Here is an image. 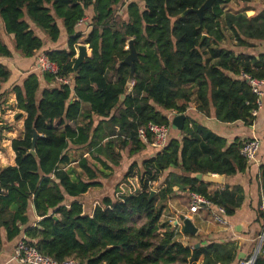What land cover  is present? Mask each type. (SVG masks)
I'll return each mask as SVG.
<instances>
[{
    "label": "trees",
    "instance_id": "16d2710c",
    "mask_svg": "<svg viewBox=\"0 0 264 264\" xmlns=\"http://www.w3.org/2000/svg\"><path fill=\"white\" fill-rule=\"evenodd\" d=\"M230 1L214 0L200 24L194 13L182 14L206 0H0V59L17 54L31 59L42 52L57 68L56 75L31 73L6 91L11 73L0 64V109L11 108L7 95L12 92L19 112L15 120L26 115L11 142L15 166L0 168V249L24 236L27 245L58 263L236 261L234 243L200 239L198 248L185 246L161 223L175 192L202 195L222 206L227 217L243 202L241 188L209 194L214 185L196 176L243 173L245 142L229 143L187 115L193 106L223 124L249 127L255 121L256 97L241 75L264 79V54H237L223 45L231 41L251 48L249 42H264V9L251 17L233 15L224 11ZM63 35L64 49L42 50L46 41L55 44ZM129 41L138 55L130 84V67L122 64ZM79 44L91 56L74 74ZM172 112L185 115L182 130L170 129L164 149L134 160L122 175V183L136 181L134 193L104 196L86 214L77 199L101 188L100 180L110 177L105 172L120 167L125 157L142 155L148 145L138 130L149 124L170 127ZM79 119L81 126L69 125ZM2 130L0 125V136ZM72 147L88 150L101 169L87 158L71 168ZM255 264H264L263 246Z\"/></svg>",
    "mask_w": 264,
    "mask_h": 264
},
{
    "label": "crops",
    "instance_id": "0c3cea01",
    "mask_svg": "<svg viewBox=\"0 0 264 264\" xmlns=\"http://www.w3.org/2000/svg\"><path fill=\"white\" fill-rule=\"evenodd\" d=\"M262 9H264V0H231L230 3L225 7L224 11L233 15L244 13L247 17H251ZM40 36L44 38L43 34ZM45 43V47L42 50H47L49 48L61 50L66 47L64 35L61 36L59 41L55 44H50L48 41ZM249 43L252 45L251 48L234 47L231 41H227V45L224 44L223 46L232 49L237 54L241 53L255 57L264 54V42ZM86 49L88 54L87 57H90L91 51L87 46ZM40 53L42 52H39V54ZM0 64L5 66L11 73L9 80L4 84V90L6 91H8L14 84H21V81L29 74L36 73L35 57L31 59H25L17 54L13 59L10 60L0 59ZM44 88L45 84H42V89ZM262 92L263 95L261 97V107L257 112L255 121L249 127L245 126L241 122H235L231 124L219 123L213 118L212 112L209 117H206L203 114L198 113L193 106L187 111V115L191 119H194L202 126L211 130L213 133L222 136L229 143H232L236 139L241 142H246L253 136L258 138L260 141V148L256 162L248 163L247 168L243 173L236 174L230 178H225V184L228 185V188H241L243 196V202L240 208L236 210L232 217H228V225L226 227L215 225L205 213H200L199 215L195 216L190 215L188 213L190 194H187V213L186 215L177 214V218L180 216H185L186 218L190 219L197 229V233L194 236L181 233L182 225L180 221L177 229H172L174 232H179L180 242L185 246L196 245L199 243L200 239L205 242L204 244L228 242L234 243L237 247V259L233 264H237L238 261L245 260L246 258L255 255L259 247V252L261 247H264V175L262 176L264 173V85L262 87ZM15 105V94L9 92L7 95V106H10L11 108L0 109V125L3 127L0 139L3 133L9 135V138L0 140V144L2 143L0 146L4 147V150L0 149V168L15 166V154L11 149V142L17 139L19 136V132L23 129V124L26 117L24 113H21L22 118L15 120V116L19 114V112L14 108ZM83 123L84 121L79 119L75 123H70L69 125L72 128H76L81 126ZM15 124L17 125L15 126ZM73 153L77 155V159H72L71 154ZM78 153H80V155ZM155 154V151L148 146L147 150L142 155L132 158L130 163H132L134 160L140 162L145 158L152 157ZM68 156L71 159V168L76 169L78 162L82 158H87L92 164H96L98 169H101L99 164L90 159L88 150L72 147ZM127 167L128 166H123V174L125 173ZM77 170L79 171V169ZM112 171H106L105 174L107 176L113 174V177H117L116 171ZM100 183L102 185L101 188L91 189L81 198L77 199L84 205L86 214H90L93 204L96 201L104 198V196H120L116 188H110V178L101 179ZM137 188L138 186L135 181L134 190ZM220 188L221 186L214 185L208 189V192L209 194H212L214 191ZM173 196H175V201H179L181 195H179L178 192H175ZM67 201L69 203L73 200L69 199ZM29 217L32 224L36 225L38 219H34V213L32 210L29 211ZM171 222L174 224V220L171 219L168 222V225L174 227V225H171ZM23 238L25 237L22 236L15 242L3 244L0 249V264H17L13 261L12 256L16 243Z\"/></svg>",
    "mask_w": 264,
    "mask_h": 264
},
{
    "label": "built area",
    "instance_id": "2783aa9c",
    "mask_svg": "<svg viewBox=\"0 0 264 264\" xmlns=\"http://www.w3.org/2000/svg\"><path fill=\"white\" fill-rule=\"evenodd\" d=\"M35 69L39 74H57L56 66L50 62L43 53H40L35 57ZM241 76L248 82L252 93L256 97L257 109L252 112V115L256 118L257 112L261 107L264 80L251 78L245 74H242ZM61 83L68 84V81H63ZM177 115L178 114L174 112L170 115V127L149 124L145 128L139 129L137 132L138 138L152 148L155 153L161 151L167 144L168 135L171 129V120ZM259 148L260 141L253 136L244 143L243 147L240 149V155L247 161V163L256 162ZM189 199L188 213L190 215L195 216L200 213H205L215 225L220 227H226L228 225V217L222 206L211 202L208 198L197 193H191ZM179 224V218L174 219V224L171 222V225H174L175 229H177ZM12 259L17 264H80L78 261L72 259L58 263L51 257L40 254L33 246L27 245L25 238L16 243ZM255 260L256 256L253 255L247 260L238 261L237 264H255Z\"/></svg>",
    "mask_w": 264,
    "mask_h": 264
},
{
    "label": "water",
    "instance_id": "95a60500",
    "mask_svg": "<svg viewBox=\"0 0 264 264\" xmlns=\"http://www.w3.org/2000/svg\"><path fill=\"white\" fill-rule=\"evenodd\" d=\"M213 1L214 0H206V2L201 6V8H199L198 10H187L182 14V17L186 16L187 14L194 13L198 17L199 23L201 24L202 20H203L204 11L211 9V5H212ZM202 38H204V36ZM127 48L129 49L130 53L125 58V60L122 62V64L130 67V74L128 77V83L130 84L132 82L133 75H134V63L137 62L138 55L133 48V41H129ZM76 51H77V54L75 56V61L73 64L74 74H76L77 69L83 64L85 59L89 58V57H87L88 54H87L86 46L78 45L76 48ZM185 119H186V117L183 114L174 116L171 120V129L174 131L180 132L184 126ZM36 138H37V134L34 132L33 140H32L33 144H34ZM31 154L34 155V151H31ZM196 179L198 181L207 182L209 184H213L216 186H221V187L223 186L226 189L228 188V185L225 184V177L224 176L197 175ZM154 194H155V192L152 191L150 194V198H149L150 200L152 199ZM179 221L181 222V225H182V233L183 234L191 235V236L196 235L197 229L195 228V226L193 225V223L191 222L190 219L186 218L185 216H180ZM198 247H199V245L195 246V248H198ZM259 249H260V247L258 248V250L256 251L254 256L257 257V254L259 253Z\"/></svg>",
    "mask_w": 264,
    "mask_h": 264
},
{
    "label": "rangeland",
    "instance_id": "374dc122",
    "mask_svg": "<svg viewBox=\"0 0 264 264\" xmlns=\"http://www.w3.org/2000/svg\"><path fill=\"white\" fill-rule=\"evenodd\" d=\"M119 10H120V6H119ZM39 54V53H38ZM36 54L35 57L38 55ZM77 54V51H76ZM17 124H15L16 126ZM5 138H9V135H7L6 133L2 134V137L0 140H3ZM2 145V143L0 144ZM1 150H4V147L0 146ZM84 153V152H82ZM68 154H70V151L68 152ZM80 155V153H78ZM72 155V159H77V155H75L74 153L71 154ZM132 159H128L127 157H125L123 159L122 165H120V167H116L113 168V171H116L117 177H113V174L110 175V188H116V190H118V194L119 195H128V194H132L134 193V184L135 181H130L129 184L126 183H122L121 182V178L123 175V166H128L130 165ZM112 171V172H113ZM180 196L179 201H175L174 197L172 196L167 204V206L165 207V210L162 213L161 216V223L166 225V229L165 231H172V229H175L174 227H171L168 225V222L172 219H177V214H184L186 215L187 213V195L185 194H181L180 192H178ZM174 218V219H173ZM175 233V237L177 239H180V235L179 232L176 231Z\"/></svg>",
    "mask_w": 264,
    "mask_h": 264
}]
</instances>
